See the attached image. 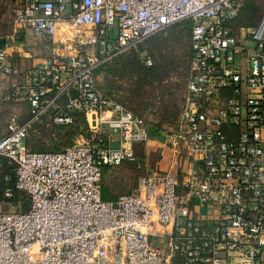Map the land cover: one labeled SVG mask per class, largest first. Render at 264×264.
Here are the masks:
<instances>
[{
  "label": "built area",
  "instance_id": "2783aa9c",
  "mask_svg": "<svg viewBox=\"0 0 264 264\" xmlns=\"http://www.w3.org/2000/svg\"><path fill=\"white\" fill-rule=\"evenodd\" d=\"M244 1L10 0L18 32L51 53L23 73L0 44V73L30 104L0 135V264H264V13L234 33ZM182 21L192 54L168 135L177 168L104 200L103 168L135 162L150 128L97 88L95 71ZM50 109L56 123L84 112L90 138L33 150L29 130Z\"/></svg>",
  "mask_w": 264,
  "mask_h": 264
},
{
  "label": "rangeland",
  "instance_id": "374dc122",
  "mask_svg": "<svg viewBox=\"0 0 264 264\" xmlns=\"http://www.w3.org/2000/svg\"><path fill=\"white\" fill-rule=\"evenodd\" d=\"M254 3L256 13L253 17L261 18L264 13V0H254ZM20 33L12 13L10 0H0V38H7L9 43L13 45L9 60L18 69L20 68L16 59H19V55L14 49H17L15 46L20 45L18 40ZM190 36V22L182 21L173 24L149 37L134 49L108 61L98 69L97 85L109 97L117 100L122 99L123 102H121L126 108L139 110L150 129L154 128V123H159L155 137L146 143L136 145L137 161L108 166L103 170L102 183L104 179L108 184L117 183L121 173L128 171L132 174L129 182L134 188L139 175L152 173L155 170H161L164 173L174 172L177 168V165L174 164L173 151L168 144V135L184 102L192 54ZM24 41L23 47L33 45L27 39ZM43 44L48 45L47 56H49L51 43L44 39ZM119 57H125V59L116 63ZM148 57L152 60L151 65L146 63ZM151 66L153 67V76L145 78V74L141 70H144L143 67ZM14 78L11 75L0 73V135L5 132L12 117L23 120L28 118L30 114V104L22 94L23 83L17 79L16 90V87L12 85ZM107 86H110L111 94L106 91L105 87ZM129 93L130 95L135 93L137 98L134 96L130 100ZM84 117L86 125L81 126L79 132L72 137L71 145L77 140H87L92 135L89 124L91 118L88 119L86 115ZM51 120L49 113L33 124L28 135V144L31 148L57 150L67 146L65 138L68 136L66 131L69 130H62L63 133L61 134L58 128L53 126ZM103 136L104 134H102ZM154 140L163 143L169 149L170 158L167 150H160L161 148L154 146ZM113 146L117 147L118 143H113ZM148 148H150L149 151H147ZM127 181L124 179L121 181L120 178V182L125 183V185L128 183Z\"/></svg>",
  "mask_w": 264,
  "mask_h": 264
},
{
  "label": "crops",
  "instance_id": "0c3cea01",
  "mask_svg": "<svg viewBox=\"0 0 264 264\" xmlns=\"http://www.w3.org/2000/svg\"><path fill=\"white\" fill-rule=\"evenodd\" d=\"M239 13H238L237 17L235 19H233V21L231 23V27H232V30L234 33H236L238 35H245L247 29L254 26L259 21L260 17H244L245 16V9L244 10L242 9L241 12H239ZM246 15H248V13ZM24 39H27V41L31 42V44L33 43V45L31 47H23V45L25 43ZM18 40L20 41V45L15 46L17 49H14V50H16V52L19 55L18 56L19 59H16V60H18L17 64L19 65L21 72L25 73L31 69H34V68L42 65L43 62L45 61L46 57H47V54H48L47 48H49L48 45L46 46L43 44L44 39L37 38V37L33 36L31 33H29L27 30L23 29L19 35ZM16 58H17V56H16ZM157 128L158 127H154V128L150 129V139L152 137H155L154 135L156 134ZM158 137L161 139L160 136H158ZM155 145L157 147L161 148L160 150L165 149V151L167 150L168 153L170 152L169 149L163 143L161 144L159 141L157 142L156 140H154V146ZM149 150H150V148L147 149V151H149ZM168 157L169 158L171 157L170 153H169ZM106 168H107V166L105 167V169ZM131 175L132 174L128 171L122 172L121 176H119V182L114 183V184H108L106 179H104V182L102 183V185H103L102 186L103 198L106 200L114 201L117 199L119 194L132 191L133 185H131L129 182V181H131ZM181 175H183V173L180 172V176ZM120 178H121V181H122V179H124L125 181L128 180L127 181L128 183L126 185H125V183H121Z\"/></svg>",
  "mask_w": 264,
  "mask_h": 264
},
{
  "label": "trees",
  "instance_id": "16d2710c",
  "mask_svg": "<svg viewBox=\"0 0 264 264\" xmlns=\"http://www.w3.org/2000/svg\"><path fill=\"white\" fill-rule=\"evenodd\" d=\"M243 10L245 9V16L244 17H253L254 16V14L256 13L255 12V8H256V6H255V3H254V0H245L244 1V3H243V5H242V7H241ZM242 9H240V11L239 12H241V10ZM248 13V15H246ZM240 14V13H239ZM237 17V16H236ZM235 17V18H236ZM234 18V19H235ZM188 22H190V21H188ZM119 58H122V59H119ZM117 60H116V63L117 62H119L120 60H124L125 59V57H119ZM109 66V65H108ZM107 66V67H108ZM141 66V65H140ZM152 66H154V65H152ZM143 67V69L144 70H141V72H143V74H145V78L146 77H148V76H153L152 75V68L153 67ZM100 68V67H99ZM98 68V69H99ZM98 69L95 71V73H96V75H97V72H98ZM142 74V75H143ZM143 78V77H142ZM97 85V84H96ZM97 88L104 94V95H106V96H108L107 95V93H105V91L102 89V88H100L98 85H97ZM105 89H106V91H108L110 94H111V91H110V86H107V87H105ZM131 93V92H130ZM130 93H129V96H130V100L132 99V98H134V96L137 98V95L134 93V94H132V95H130ZM109 97V96H108ZM112 98V97H111ZM114 99V98H113ZM117 100V99H116ZM117 101H119V102H121L122 101V99L121 100H117ZM28 102V101H27ZM60 102H61V105L62 106H64V108H65V106H66V98H61L60 99ZM123 102V101H122ZM121 102V103H122ZM29 103V102H28ZM123 104V103H122ZM129 109V108H128ZM130 111H132L135 115H137V116H141L142 117V115L140 114V112H139V110H137V109H133V110H131V109H129ZM54 109H50V111L48 112V114L50 113V115H51V118H52V120H51V123L53 124V126L55 127V128H58V131L59 132H61V134L63 133L62 132V130H66V129H68L69 131H66V133H67V137L65 138L66 139V143H67V146H65V147H68V146H70L71 145V143H72V137L77 133V132H79V128L81 127V126H85L86 124V122H85V117H84V112H82V111H73L72 112V115H73V120H72V122H70V123H56V122H54L53 121V115H54ZM47 114V115H48ZM30 115V114H29ZM44 116H46V115H44ZM43 116V117H44ZM24 120V119H23ZM33 126V125H32ZM159 126V123H154V127H158ZM32 128V127H31ZM31 128H30V130H31ZM30 130H29V132H30ZM65 132H64V134H66ZM28 135H29V133H28ZM26 142H27V144H28V136H27V138H26ZM29 145V144H28ZM65 147H63V148H65ZM63 148H59V149H57V150H45V149H39V150H37V151H41V152H55V151H60V150H62ZM33 149V148H32ZM33 150H36V149H33ZM137 161V160H136ZM105 169V167L103 168V170ZM103 186V185H102ZM102 198H103V196H102ZM104 199V198H103ZM104 200H106V199H104Z\"/></svg>",
  "mask_w": 264,
  "mask_h": 264
},
{
  "label": "water",
  "instance_id": "95a60500",
  "mask_svg": "<svg viewBox=\"0 0 264 264\" xmlns=\"http://www.w3.org/2000/svg\"><path fill=\"white\" fill-rule=\"evenodd\" d=\"M4 42H5V39H0V44L2 45V44H4Z\"/></svg>",
  "mask_w": 264,
  "mask_h": 264
}]
</instances>
